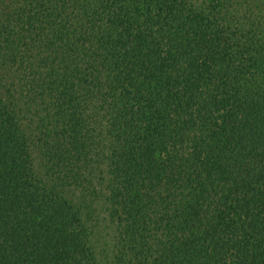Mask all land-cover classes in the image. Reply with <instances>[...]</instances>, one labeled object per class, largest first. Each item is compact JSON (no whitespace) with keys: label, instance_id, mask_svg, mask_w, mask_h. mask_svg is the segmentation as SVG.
Here are the masks:
<instances>
[{"label":"trees","instance_id":"obj_1","mask_svg":"<svg viewBox=\"0 0 264 264\" xmlns=\"http://www.w3.org/2000/svg\"><path fill=\"white\" fill-rule=\"evenodd\" d=\"M0 264H264L259 19L0 0Z\"/></svg>","mask_w":264,"mask_h":264},{"label":"rangeland","instance_id":"obj_2","mask_svg":"<svg viewBox=\"0 0 264 264\" xmlns=\"http://www.w3.org/2000/svg\"><path fill=\"white\" fill-rule=\"evenodd\" d=\"M237 8V13L246 11V14L259 19L264 28V0H230ZM244 5L243 8L238 6Z\"/></svg>","mask_w":264,"mask_h":264}]
</instances>
